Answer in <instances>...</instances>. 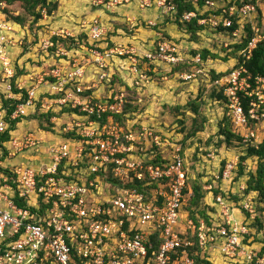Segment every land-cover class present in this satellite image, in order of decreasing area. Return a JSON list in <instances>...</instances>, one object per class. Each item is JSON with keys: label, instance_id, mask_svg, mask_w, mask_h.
Returning <instances> with one entry per match:
<instances>
[{"label": "built area", "instance_id": "built-area-1", "mask_svg": "<svg viewBox=\"0 0 264 264\" xmlns=\"http://www.w3.org/2000/svg\"><path fill=\"white\" fill-rule=\"evenodd\" d=\"M199 2L193 0L194 8L199 9L198 26L208 25L214 30L223 28L228 33L234 18L241 21L249 17L258 19L259 16L256 5L248 0H203L207 11L217 9V13L207 16L204 14L206 9H200L202 4ZM157 5L169 13L177 12L176 0H157ZM196 17L194 13H184L181 21L189 23ZM250 29L251 38L242 50L247 60L257 45L264 42V33L258 27L251 26ZM245 31V28L238 27L230 32L233 38L243 39L248 34ZM12 32L14 29L10 25L0 23V136L10 133L13 124L25 117L26 111L33 109L34 112L39 102L38 88L32 84L36 80L30 74L23 82L16 77L17 65L11 54L22 45L20 38ZM106 34V29L99 24L89 30L92 40ZM53 37L68 39L58 34L45 37L43 53L55 47ZM73 51L55 47L54 54L59 63L47 69V77L44 75L37 84L46 83V91L55 98L42 102L40 110L60 112L63 107L79 108L86 123L76 122L75 125L89 128L77 133L82 140L52 142L44 157L47 164L36 169L24 166L13 169L14 187L3 178L0 186V264H196L189 253L196 242L200 250L216 248L222 259L232 264H238V258L251 264L254 261L264 264V257L259 258L257 252L246 249L243 244L250 231L248 221L255 216L253 199L247 196L241 200V207L250 216L248 221L239 222L233 217L235 204L229 193L218 194L215 196L218 217L209 224L204 220L196 224L184 210L188 200L184 193L186 173L180 150L176 149L173 159L163 164H146L135 159V149L130 144L135 137L130 133L122 134V129L112 119L113 113L121 112L119 108L124 94L110 96L104 102L81 96L91 87H81L86 70L83 61L74 56ZM160 51L162 53L158 56L161 59L178 61L173 46L165 44ZM86 54L94 57V62L90 63L98 65L96 68L102 71L104 78L109 76L105 72L108 69L106 61L97 47L88 46ZM200 58L198 56L195 61L199 62ZM243 72H232L226 91L222 93L228 99V117L234 128H246L242 136L244 141L253 139L251 144L256 146L254 143L259 142L256 141L259 136L249 130L248 120H264V79L254 78L253 84L255 80L261 86L259 89L254 85L252 89L250 78L244 76L246 71ZM140 82L136 80L134 83L138 86ZM29 84L31 88L27 91ZM241 96L256 97L250 101L247 115L243 112ZM4 101L10 104L6 106ZM11 106L14 108L9 111ZM75 116L81 118L73 113L72 117ZM91 116L94 119H90ZM40 134L27 133L21 140L9 137L3 146L10 156H15L40 145L43 142ZM109 165H112L113 179L117 180L115 185L99 175L107 171ZM237 166V159L228 160L216 179L233 182ZM247 179L244 176V181L238 183L239 193L246 189ZM135 180L155 187L149 189V194L146 192V197L138 190L126 187L128 182ZM205 189L212 190L211 186ZM31 196L34 200L36 197V201L30 202ZM15 199L25 200V206L18 205ZM194 237L196 242L192 240Z\"/></svg>", "mask_w": 264, "mask_h": 264}, {"label": "rangeland", "instance_id": "rangeland-1", "mask_svg": "<svg viewBox=\"0 0 264 264\" xmlns=\"http://www.w3.org/2000/svg\"><path fill=\"white\" fill-rule=\"evenodd\" d=\"M50 1L56 3L57 8L50 14L47 13L46 9H43V12H40L41 19L35 24L33 23L34 18L24 11L19 2H15L12 5H6L5 2H2L0 5V23L6 24L7 26L10 25L14 29L12 35L19 37L20 44L22 45L21 48H15L13 50V52L20 50V56L22 58L20 62V57H15L13 52L11 54L14 64L17 65L18 74L16 77L20 78V81L23 82L26 76L30 74V77L36 80V82L34 81L32 83L35 87L38 89L41 87L46 88V83L42 85L37 84L44 75L46 76L47 69L52 68L59 62V58L55 56L54 48L48 53L42 52L44 49L42 41L45 37H51L56 34L62 35L68 38L64 41L67 47L71 46V39H78L76 42H78L79 48L77 50L73 49V55L77 58L80 57L79 59L83 61L84 66L85 62L87 63L86 66L92 65L90 62H94V57L91 54H86L87 47L93 45L97 47V51L102 54L106 61L108 69L105 72L109 76L104 78L101 74L102 71L99 69L95 71L96 75L93 77L95 81L89 82L87 76H85L80 85L83 89L91 87L85 91V93L89 92L87 96H91L98 102H104L110 96L113 97L116 94L123 93L125 102L123 101L121 103V108H119V112H121L119 114L113 113L112 119L122 129V134L130 133L135 137L134 141L130 143L135 149L133 151V157L137 160H142L146 164H153L150 161L158 157L165 163L168 160H172L173 156H175L176 149H179L186 173L185 190L192 185L191 182L200 184L203 190L208 193L200 207H207L209 210H213L216 207L217 211L215 214H219L213 191L221 188L225 182L223 180H217L216 177L221 173L222 166L228 160L237 159L239 164L240 157L244 151L241 149L242 147L240 148L239 145H235L236 143L230 145L225 144L223 137L218 136L220 123L223 122L226 116L228 117L229 111L224 104L216 102L211 97V93L226 91L229 76L232 72L236 73L238 71L242 73L246 71L244 76L250 78L252 89L255 86L260 89L261 85L256 84L255 80L253 84L254 78L251 79L249 75L247 76V70L244 66L247 59L242 54L243 51L236 48L238 45L243 44L245 38H233L230 31L228 34L227 30L223 28H219L221 30H214L208 25H204V27L199 26L201 30L197 31V34L193 36L187 33L184 27L176 24L174 14L158 6L157 0ZM185 1L191 3L193 6V0ZM199 3L200 5L202 4L200 8L202 11L206 9L205 16L207 14L217 13V9L207 11L208 8L204 7L203 0H200ZM255 5L257 7V13L260 7L264 9V0L255 2ZM121 9H131V16H124L120 11ZM149 9L155 10L156 16H151ZM79 10H81V13ZM198 10L194 8V11L187 12L196 14L197 17L194 19L196 20L197 26V21L200 19ZM200 13L203 12L200 11ZM15 17L22 19L23 26L14 21ZM120 18L121 20L118 21ZM139 22H143L144 24L141 27L142 32L150 34V39H154L152 47L146 50H140L137 46L130 44L114 45L110 43L111 36L116 34L130 39L129 36L134 33V30L139 29ZM98 24L102 29H106L107 34L105 36L102 35L98 40H92L89 37V30L94 28V26H98ZM251 26L258 27V30L264 33V17L261 19L259 15L258 19L249 17L241 21L234 18L232 28H245V32H248L247 28L249 27L250 29ZM122 30L127 31L126 35L119 33ZM165 44L171 45L176 49L177 62H167L158 56L159 53H162L160 48L165 46ZM225 44H227L226 47ZM122 49L130 53L127 54ZM205 51L208 54L204 59L203 55L206 54ZM198 56L201 58L199 62H196L195 60ZM97 60L98 58H96V63L99 64ZM134 60L136 63H133ZM26 67H31L30 72L24 70ZM36 69H40L41 73H36ZM220 74L223 76L218 80H213V77ZM187 76H191V78L187 79ZM255 78L264 79L263 77ZM136 80L141 81L138 86L134 83ZM93 85L95 87H92ZM30 88L31 84L26 86L27 91ZM48 90L50 89L48 88ZM53 98L55 96L51 95L48 91L42 93L35 111L32 112L33 109H30L28 112L26 111L27 114L25 117L18 119L14 123L11 132H7L10 137H15L19 140L23 139L27 133L33 135H39L41 133L40 135L43 138V142L40 145L27 148L15 156H8L6 153V158L3 160H5V164L11 170L12 168L17 169L22 166L36 169L39 165L47 164L48 161L44 157L46 156L48 147L50 145L52 146V142L67 141L68 139L65 137L67 133L75 132L77 134L83 128H89L86 125L84 127L75 125L76 122L79 124L86 123L82 115L83 113H81L79 108L72 109L70 107H63L60 112H55L56 115L54 116L58 118L57 124L53 126L55 131L50 130V124L45 121V118H39L41 116L40 113H42L40 105L45 100ZM253 100H256L255 96H252L250 101ZM191 102L200 104L198 116L192 113L191 108H186L187 104ZM125 109L127 111L126 114L124 113ZM74 110L79 111L81 118H76L77 116L72 117ZM54 111L52 110L51 113ZM44 112L46 113V111ZM203 118L207 121H202ZM193 120L197 122H193ZM102 121L103 119L100 120V122ZM202 122L204 124L202 131L191 136L194 128H199ZM255 122H258L257 128L254 130L249 128V130L259 136L256 140L259 142L254 143L258 145L262 142V137H264V120ZM228 125L230 127L229 122ZM65 128H70V130L65 131ZM231 129L234 130L232 126ZM245 129H235V132L243 136L246 132ZM141 133H143V136L140 135ZM250 140L253 141V139ZM155 142H158L159 145ZM0 155L3 156V153L0 152ZM244 167L246 170L255 171L257 160L254 158L246 160ZM238 172L239 166H237L236 175ZM109 173L112 174V165L108 166L107 171L99 173L100 178L102 177L106 182H109L106 178ZM237 176L233 182L226 183H228L229 190H234L236 193H239V188L233 184L240 182L237 181ZM113 180L117 183L116 179ZM133 182H128L126 187L127 185L131 186L130 184ZM2 185L3 182L0 180V186ZM208 186H211V192L205 189ZM145 187H149V185H145L144 182L141 188L137 186L127 188L136 189L147 197ZM101 188L103 189V187ZM226 189L224 187V190ZM232 195L230 194V196ZM29 200L30 202H34L36 201V197L34 200L31 196ZM234 201H236L235 198ZM209 205L214 208L209 207ZM258 206H255L257 213L260 212V207ZM233 208L238 209L234 206ZM212 210L209 212L210 215L214 212ZM236 214L238 215L240 213L237 212ZM260 216L263 218L261 223L262 227L258 225L254 226L255 230L259 229L258 231L261 232L256 234L255 230L251 229L253 225L250 224L248 227L250 228L251 234L249 233L246 238V241H248L247 244H255V249L253 250L258 254L264 253V251H261L262 249L264 250V215L260 214ZM243 244L247 246L244 242ZM215 249L209 248L206 252L208 261L212 264L219 263V261L215 262L217 256L212 251ZM246 249L249 248L246 247ZM237 262L238 264H251L240 258L237 259ZM226 264L232 263L229 261ZM252 264H256L255 261Z\"/></svg>", "mask_w": 264, "mask_h": 264}, {"label": "trees", "instance_id": "trees-1", "mask_svg": "<svg viewBox=\"0 0 264 264\" xmlns=\"http://www.w3.org/2000/svg\"><path fill=\"white\" fill-rule=\"evenodd\" d=\"M2 2H5L6 5H12L15 2H19L22 6V8L24 9V11L32 16L33 19V23H37L38 20L41 19V11L43 9H46L47 13L50 14L53 10H55L57 8V4L56 3H52L50 0H0V5L2 4ZM248 2H251L253 4H255V0H248ZM176 5H177V14H174L173 16L175 17V23L178 24L181 27H184L185 31L187 33H190L191 35L195 36L197 34V31L201 30V27L196 25V20L194 19L192 22L190 23H183L182 20V15L184 13L187 12H191L194 11V7L192 6L191 3H187L185 0H176ZM14 21L16 23H20L22 25V19H20L19 17H15ZM23 26V25H22ZM221 30V29H219ZM229 31H233V28L229 29ZM248 34L246 36V38L243 40V44L238 45L236 48L239 50H244V47L246 46L248 40L251 38V33H250V29L249 27L247 28ZM64 39L58 38V37H53L52 38V42L54 43V46H62L64 49L66 50H73V49H78L79 45H78V39H71V46L67 47L66 43L64 42ZM81 41V40H80ZM81 43V42H79ZM73 45V46H72ZM54 47V49H55ZM206 54L203 55V58L205 59L208 52L205 51ZM242 61V59H241ZM246 70H247V76L249 75L252 78L255 77H263L264 78V42H261L257 45V48L252 52V56L249 60H247L244 64ZM221 76L223 75H217L215 77H213V80H218ZM221 92H212L211 93V97L216 101V102H220L222 104L225 105L226 109L227 108V104H228V99L227 97ZM89 93V92H88ZM88 93H82L81 96H87ZM243 95V94H242ZM60 97V95H59ZM251 98L245 97V96H241V105L243 108V112L245 115L248 114V110H249V102H250ZM5 105L7 106L8 104H10V102H5ZM12 105V103H11ZM14 107L11 106L10 110L11 111ZM186 108H191L192 113H194L196 116L199 115V110H200V104H197L196 102H191L188 103ZM74 113L79 114L78 110H74ZM126 109L124 111V113L126 114ZM82 113V112H81ZM41 116H39L40 119L45 118V121L48 122L50 124V130L55 131V128L53 127L54 124L56 125L58 122V118H56L54 115H56L55 112L51 113V111H47L40 113ZM55 119V120H54ZM90 119H94V116H91ZM18 121V120H17ZM202 121H207L206 119H202ZM193 122H197L196 120H193ZM224 122V123H223ZM223 122L220 123V127H219V132H218V136L219 137H223L225 144L230 145L233 143H236L235 145H239L241 149H243L244 153L242 154V156L240 157V161H239V172H238V176H237V181L240 179H243L244 176H246L248 179L246 180V189L241 192V193H237V194H233L231 192H229V196L230 194H233L232 196H230L231 201H233V203L238 207V209L241 211V213L245 216V220L248 221L249 220V214L246 213L242 207H240V202L242 199H244L245 197H251L253 199L254 205L260 207V212L257 213L256 212V207H255V216L252 220H249V225H253L251 226L252 230H255V226L254 225H258L259 227H262V220L263 218H261L260 214L264 215V137L262 139V142L256 146L251 144V140H249L250 142H245L243 140V137L240 136L239 134H237L235 132V128H234V124H232L231 120L229 117L226 116V118H224ZM228 122L230 123V127L228 125ZM182 123V122H181ZM14 125V124H13ZM203 122L200 125L199 128L195 127L194 130L191 132V136L195 135L197 132H201L203 129ZM258 122L255 121H251L248 120V127L251 128L252 130H254L255 128H257ZM231 126L233 127L234 130L231 129ZM9 137L10 135L8 133H5L3 136H0V152L3 153V156L0 155V180L2 182L3 178L7 179V184L10 186H13V179L15 178V175L13 173V168L11 170L10 167H8L7 165H3L4 162V158L6 157V153L8 155L7 150L5 149V147L3 146V143H6L7 141H9ZM66 139L69 140H73V141H79L82 140L83 138L81 136H78L75 132H71V133H67L65 135ZM219 145V144H218ZM5 154V155H4ZM250 158H254L257 160V167L255 171H248L246 173V169L244 167L245 165V161L250 159ZM162 162V160L158 157H155V159L152 162L153 164H163L164 162ZM244 163V164H243ZM243 164V165H242ZM224 166H222L223 168ZM107 180L112 183L113 185H115V182L113 181L112 178V174L109 173L107 175ZM192 185H190L188 187L187 190H185V196L187 195L188 197V201H187V206L184 208V210L187 211V215L190 219H192L196 224H199L200 220H204L207 224L211 223V216L209 214V212L212 210H209V208L205 207V208H201V204L204 201L205 197H206V193L202 186L200 184H197L196 182H191ZM131 186H137L139 188L142 187V185H144V182H138V181H134L132 184H130ZM128 186L127 187H131ZM152 187H155V185H152L150 187H145V189L147 190V193H150V190ZM190 188V189H189ZM150 189V190H149ZM214 195H218L219 193H222L218 188L217 190L213 191ZM223 194V193H222ZM233 198V200H232ZM234 198L236 201H234ZM18 205H24L25 206V200H21V199H15L14 200ZM207 209V210H206ZM214 211V209L212 210ZM208 212V213H207ZM214 213V212H212ZM211 213V214H212ZM257 213V214H256ZM250 230V228H249ZM257 230V229H256ZM255 233H259L261 231H256ZM264 231V229H263ZM249 233L251 234V232L249 231ZM249 235V234H248ZM245 236L244 239V243L248 242L246 241V238L248 237ZM192 240H194L196 242L195 237L192 238ZM197 245V242H196ZM195 245V247L191 248L189 250V253H191V255L193 256V258L195 259L196 264H212L210 261H208V258L206 256V252L209 250H200L197 246ZM262 252L264 251L263 249L261 250ZM259 258L264 257V253H259L257 254Z\"/></svg>", "mask_w": 264, "mask_h": 264}, {"label": "crops", "instance_id": "crops-1", "mask_svg": "<svg viewBox=\"0 0 264 264\" xmlns=\"http://www.w3.org/2000/svg\"><path fill=\"white\" fill-rule=\"evenodd\" d=\"M264 9L263 8H259V15H260V18L262 19L263 17H264V11H263ZM121 11V13H123V15L124 16H131L130 14H132V11H131V9H128V10H125V9H121L120 10ZM140 11V10H139ZM79 12L81 13V10H79ZM149 12H151V16L152 15H154V16H156V13H155V10H151V9H149ZM120 13V14H121ZM147 13V12H146ZM137 14V13H136ZM136 17V16H135ZM135 17H133V18H135ZM116 18V17H115ZM118 18V17H117ZM121 20V18L118 20V21H120ZM123 20V19H122ZM115 25H116V23H115ZM139 29L137 28V29H135L134 30V33L132 34V35H130L129 37H130V39L128 38V37H121V36H119V34L117 35H112L111 36V38H110V43L111 44H123V45H128V44H130V45H132V46H137L140 50H146V49H148L149 47H152V45H153V43H154V39H150V34H146V33H143L142 32V28L141 27H143V22H139ZM136 27V26H135ZM118 30H120V29H118ZM119 33H121V35H126V33H127V31L125 32V30L123 31L122 30V32H119ZM13 52V51H12ZM21 52H20V50H17V51H14L13 52V55H15V57H17V58H19V62H20V60L22 59L21 58V54H20ZM18 62V61H17ZM55 63V62H54ZM53 63V64H54ZM57 63H59V62H57ZM87 64V63H86ZM86 64H85V66H86ZM26 66H28V65H26ZM24 67V66H23ZM30 68V69H29ZM29 68H24V70H27L28 72H30V70H31V67H29ZM95 71H97V68H96V66L94 65V64H92V65H87L86 66V73H85V76H87V80L89 81V82H91V81H93L94 79H93V77L96 75L95 74ZM36 73H41V70L40 69H36V71H35ZM93 72H94V75H93ZM27 74V73H26ZM85 78V77H84ZM83 78V79H84ZM95 81V80H94ZM46 88H39V89H37V91H36V94H37V96H39V98L41 97V95H42V93H44V91H46L45 90ZM263 138V137H262ZM8 152V156H10L9 155V151H7ZM21 155V154H20ZM19 155V156H20ZM6 158V157H5ZM5 161V160H4ZM6 162H3V164H5ZM6 165V164H5ZM252 171V170H251ZM239 181V180H238ZM244 181V178L241 180L240 179V182H243ZM233 184H235L237 187H238V183L236 182V183H233ZM224 187H226L227 189L226 190H224ZM230 188L228 187V183H224L223 184V186L221 187V188H219V190L223 193V192H225V191H227V192H232L233 194H237L236 193V191H234V190H229ZM209 195H211V194H209ZM208 195V196H209ZM209 207H211V208H214L213 206H210L209 205ZM234 207H237L236 205L234 206ZM238 208V207H237ZM217 211V208L215 207V209H214V213H212L210 216H211V218H212V220H214V219H216L217 217H218V215L217 214H215V212ZM239 212L240 214H236L237 212ZM233 217L234 218H236L239 222H241V221H244L245 220V218L243 217V214L241 213V211L239 210V209H235L234 208V214H233ZM248 243V242H247ZM246 242H245V244L247 245L246 247L247 248H249V249H255L254 247H255V244L253 243V244H247ZM251 243V242H250ZM211 248H213V247H211ZM213 251V253H214V255H216L217 256V258L215 259V262L216 261H219V263H216V264H226V261L224 260V259H222V257H221V255L219 254V252H218V250L217 249H215V250H212ZM210 254V253H209ZM211 255H212V253H211Z\"/></svg>", "mask_w": 264, "mask_h": 264}]
</instances>
